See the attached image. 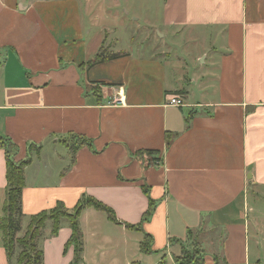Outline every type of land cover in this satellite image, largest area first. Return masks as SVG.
<instances>
[{"label":"crops","instance_id":"obj_1","mask_svg":"<svg viewBox=\"0 0 264 264\" xmlns=\"http://www.w3.org/2000/svg\"><path fill=\"white\" fill-rule=\"evenodd\" d=\"M63 2L0 0V139L17 146L16 162L30 161L16 238L58 203L73 212L93 198L119 223L83 209L80 264H176L190 231L205 264H264V0H163L160 18L143 26L119 0ZM119 31L137 50L118 48ZM123 52L120 77L97 75L114 62L103 54ZM137 52L133 93L123 75ZM173 97L187 106L169 105ZM69 135L91 142L74 159ZM7 188L0 148V220ZM211 232L217 240H206ZM71 236L67 220L56 235L53 224L42 230L44 264H75ZM146 236L150 254L140 248ZM18 257L0 229V264Z\"/></svg>","mask_w":264,"mask_h":264},{"label":"trees","instance_id":"obj_2","mask_svg":"<svg viewBox=\"0 0 264 264\" xmlns=\"http://www.w3.org/2000/svg\"><path fill=\"white\" fill-rule=\"evenodd\" d=\"M118 55H110L104 57L108 60L118 58ZM69 140L72 144L68 146L70 153L74 159V154L79 147L84 145H91L90 140L83 136L69 135ZM0 148L4 149L7 157V197L4 205V216L0 220V229L3 232L4 245L8 251V255L11 257L14 253L15 244L18 243L21 248V253L18 257V264H44L43 251L39 245L42 238V230L45 228V222L48 220L53 221V234H58L60 226L63 220H67L70 223L72 229V236L68 242V247L74 246L75 249V264H80L82 261L83 253V234L79 225V217L83 209L87 207H93L99 211L104 212L108 218L118 224L119 221L116 218L114 211L107 205L99 202L93 198H86L82 200L74 209L73 212L65 207L63 203L58 205L49 212H44L31 218L27 232L22 238H16L17 234L22 229L24 214L22 210V196L25 185V169L29 165L30 161L16 162L15 155L18 152L17 146L6 138L0 139ZM149 155L159 153L158 151H147ZM154 203H151V208L146 212L144 216V222L148 221L152 214ZM129 229H135L136 227L127 225ZM181 248V253L174 256L176 264H205L206 253L198 241L195 238L194 233L190 231L188 237L184 241L178 242ZM141 251L145 254H150L152 250V239L150 236H146L141 244ZM215 264H220L218 259H215ZM159 264H167L166 261H162ZM224 264H226L224 262Z\"/></svg>","mask_w":264,"mask_h":264},{"label":"rangeland","instance_id":"obj_3","mask_svg":"<svg viewBox=\"0 0 264 264\" xmlns=\"http://www.w3.org/2000/svg\"><path fill=\"white\" fill-rule=\"evenodd\" d=\"M63 1V0H62ZM84 2L85 3V0H79V2ZM163 0H119V2L123 5V7L125 6V9H127L130 14L128 15V18H132L133 20H135V18H138L140 20V26H143V22L148 23V22H155L157 21L159 18H160V15L159 17L157 16L156 13H160L161 12V8H162V2ZM78 0H64V2L57 6L60 7L61 6H69L71 7L72 5L75 6V3H77ZM101 2L103 3V6L102 7H106L108 8V5L110 3V0H101ZM128 5H130L131 7H129ZM122 10V9H120ZM122 17H126L124 15H122ZM59 26L57 24V22L53 25V29H54V32L57 34V32L60 31L59 29ZM140 27L139 25H136L134 23H131L129 22V25L126 27L128 30L131 31V35L132 37L133 36H138L137 38L140 39L141 38V31H137L135 30L136 27ZM107 29V28H106ZM96 31V30H95ZM94 32V31H93ZM92 32V33H93ZM121 33V31H119ZM128 33V32H127ZM144 33V31H143ZM119 36L122 38V43H120L118 45V48L119 47H122L123 51H133V49H136L135 47L131 48L130 47V44H126V36L124 37V34L123 32L121 34H119ZM123 36V37H122ZM129 37V35H127ZM154 37L155 34L153 35ZM126 41V42H125ZM108 40L106 41V44H104L103 46V49H102V53H105L109 50V46L107 45L108 44ZM196 49V47H194ZM194 48H183L184 50H188L190 49L191 52H196V50ZM141 50V49H139ZM143 50V49H142ZM110 52V51H109ZM179 53L182 54V48L180 47L179 49ZM104 55V54H103ZM127 54L126 53H118V58L116 59H113V63L112 65L110 66H106L104 68H101L99 69L101 74L98 73L97 75H102V78L103 77H112L113 75L117 76V77H120V72H121V69H122V66H123V63L125 62L126 60V56ZM135 55V53H134ZM137 55L136 58L134 60H136L134 63L130 61V64L127 66V70L125 72V74L123 75V77H125L124 81L126 82V84H128V89L131 91V92H139L140 90V83H141V74H140V71H141V61H143L141 58H138L140 57V53L137 52ZM192 56V55H191ZM146 65H149L151 68H154V64L153 62H151L150 64H146ZM110 75V76H109ZM95 78H96V74H95ZM49 224H53V221L50 220L48 218V220L45 222V228L46 226H49ZM24 225V223H23ZM25 232H27V229L25 230ZM26 234V233H25ZM211 236H214V237H211ZM219 237L218 234H215L214 232H211V233H208V235H206V240L207 241H212V239H216L217 240V237ZM21 237H24V234H22ZM205 239V238H204ZM16 247L14 249V256L15 258L19 256L20 254V247L18 243L15 244ZM221 264V263H220Z\"/></svg>","mask_w":264,"mask_h":264},{"label":"built area","instance_id":"obj_4","mask_svg":"<svg viewBox=\"0 0 264 264\" xmlns=\"http://www.w3.org/2000/svg\"><path fill=\"white\" fill-rule=\"evenodd\" d=\"M116 99L112 100V103H116ZM169 105L178 107V108H184L186 107V102L183 98L181 97H173L172 99L169 100Z\"/></svg>","mask_w":264,"mask_h":264}]
</instances>
